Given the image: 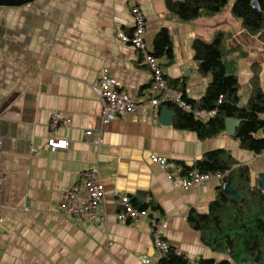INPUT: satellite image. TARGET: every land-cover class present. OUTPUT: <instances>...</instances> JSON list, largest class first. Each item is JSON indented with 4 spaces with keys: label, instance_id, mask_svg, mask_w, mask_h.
Here are the masks:
<instances>
[{
    "label": "crops",
    "instance_id": "1",
    "mask_svg": "<svg viewBox=\"0 0 264 264\" xmlns=\"http://www.w3.org/2000/svg\"><path fill=\"white\" fill-rule=\"evenodd\" d=\"M184 0H32L0 5V134L3 171L0 211V264H144L162 256L153 245L150 223L141 219L120 224L119 197L139 206L153 201L169 219L166 239L191 261L224 258L212 250L188 217L206 213L217 196L219 181L199 187H176L151 159L167 158L174 178L183 180V165H194L215 149H226L258 183L264 153L242 148L223 132L201 139L197 132L160 123V111L128 114L102 122V103L94 86L103 68L134 99H144L151 82L141 53L122 40L131 33L133 3L147 21L146 43L155 48L157 34L167 28L174 58H160L166 77L184 84L186 95L198 100L212 79L199 70L193 43L212 41L226 32L230 59L236 60L246 102L252 80L264 90V41L250 33L232 14L235 0L212 16L183 20L168 5ZM173 109V108H171ZM174 110V109H173ZM53 113L71 124L51 128ZM92 130L91 137L86 131ZM66 138V149L50 150L49 137ZM97 165L106 200V218L98 224L75 222L59 207L63 191L80 172ZM144 204V205H145Z\"/></svg>",
    "mask_w": 264,
    "mask_h": 264
},
{
    "label": "trees",
    "instance_id": "2",
    "mask_svg": "<svg viewBox=\"0 0 264 264\" xmlns=\"http://www.w3.org/2000/svg\"><path fill=\"white\" fill-rule=\"evenodd\" d=\"M254 0H235L232 14L252 34L264 41V0H258L260 8L253 7ZM230 0H184L169 1V8L183 20L212 16L225 8ZM229 34L217 31L213 40L196 38L193 46L199 70L212 79L205 94L198 100L187 97L193 109L198 112L217 113L208 120L197 118L174 104H168L176 111L174 125L181 129L197 132L201 139L215 137L226 130V119L234 117L241 120L235 139L242 148L261 153L264 149V90L259 77L252 80V91L246 102L242 101L241 85L237 74L236 60L230 59L227 46ZM157 57L174 58L173 42L167 28L156 36L155 48L151 51ZM184 91V84L171 81ZM220 95L224 98L219 102ZM263 115V116H262ZM192 167L201 172L226 171L225 184L228 183L242 197L217 187V196L206 213L192 210L189 221L201 232L203 242L212 250L224 255L222 259L200 257L191 261L184 253L171 246V249L152 264H264V189L253 183L248 166L238 164L236 158L226 149L207 152L194 165H183V175ZM136 205V203H135ZM144 208L158 206L150 201Z\"/></svg>",
    "mask_w": 264,
    "mask_h": 264
},
{
    "label": "built area",
    "instance_id": "3",
    "mask_svg": "<svg viewBox=\"0 0 264 264\" xmlns=\"http://www.w3.org/2000/svg\"><path fill=\"white\" fill-rule=\"evenodd\" d=\"M253 7L260 8L258 0L253 1ZM131 11L134 18V27L131 33L122 35V40L124 43L132 45L141 53L142 62L151 70L152 78L147 95L144 99L138 100L132 98L127 90L112 80L108 68H103L94 86V91L102 103L101 116L103 124H107L112 120L128 114L146 113L150 108L160 111L163 106L168 104H174L184 111L193 112L197 118L202 120H208L214 116L217 113V109L209 112L195 111L184 91L169 82L161 65L160 58L153 55L147 46V21L141 7L133 3ZM223 98L224 95H220L219 102ZM70 124L71 118L68 116L60 113H53L51 115V128L68 126ZM93 133L92 130H87L85 134L87 137H91ZM47 145L52 151L66 149L69 145V140L52 136L49 137ZM2 146L3 140L0 134V211L2 207L1 197L4 181ZM261 153H264V149ZM151 159L159 164L167 174L168 179L176 187L189 189L191 187H199L205 182L214 180L225 185L226 171L201 172L198 168L192 167L184 174L183 180L178 181L174 178L170 170L173 164L167 158L153 154ZM105 200L106 195L99 176V168L97 165H94L80 172L78 179L64 189L63 200L59 204V207L77 223L98 224L106 218V213L103 210ZM118 203L121 205V210L117 213L118 223L133 224L141 219H147L150 223L155 249L161 255H164L171 249V245L166 239V229L169 225V219L163 216L158 209L139 207L128 197H119ZM1 256L0 251V259ZM143 263L152 264L153 261L150 258H145Z\"/></svg>",
    "mask_w": 264,
    "mask_h": 264
},
{
    "label": "water",
    "instance_id": "4",
    "mask_svg": "<svg viewBox=\"0 0 264 264\" xmlns=\"http://www.w3.org/2000/svg\"><path fill=\"white\" fill-rule=\"evenodd\" d=\"M32 0H0V5H16V4H24L30 2ZM176 116V111L171 109L168 105L163 106L160 109V123L165 125H171L174 121V117ZM241 120L234 117H228L226 119V130L225 132L229 135H234L236 132L237 127L240 125ZM259 186L264 189V172L259 173L258 175ZM224 189L228 192H231L236 195L238 201L242 200V197L238 193L236 189L230 186L228 183L224 185ZM139 195V207H143L145 204V191L138 192Z\"/></svg>",
    "mask_w": 264,
    "mask_h": 264
}]
</instances>
